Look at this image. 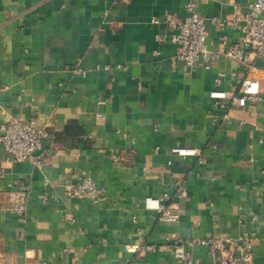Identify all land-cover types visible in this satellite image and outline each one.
<instances>
[{"label": "crops", "instance_id": "0c3cea01", "mask_svg": "<svg viewBox=\"0 0 264 264\" xmlns=\"http://www.w3.org/2000/svg\"><path fill=\"white\" fill-rule=\"evenodd\" d=\"M189 1L0 0V135L10 120H35L53 135L43 141L45 166L10 163L0 144V264H185L172 234H254L251 264H264V59L251 55L249 68L222 56L209 70H189L169 28L152 22L185 19ZM251 2L198 0L211 51L241 36L240 23L213 18L234 21ZM245 79L259 82L257 103L224 109L210 98ZM84 178L105 201L67 196ZM17 190L28 202L24 223L11 209ZM148 197L183 216L161 220ZM134 219L156 252L126 251L140 243ZM184 252L191 264L213 261L204 247Z\"/></svg>", "mask_w": 264, "mask_h": 264}, {"label": "built area", "instance_id": "2783aa9c", "mask_svg": "<svg viewBox=\"0 0 264 264\" xmlns=\"http://www.w3.org/2000/svg\"><path fill=\"white\" fill-rule=\"evenodd\" d=\"M198 0H190L185 10L187 16L177 20L174 15H167L163 20L153 19L155 25L164 24L170 30V41L177 46L176 59L183 62L189 70L199 66L209 70L222 56L233 59L242 65L254 68L251 55L256 60L264 59V0H252L248 5V12L237 11L234 21L213 18L219 21L221 27L236 26L239 23L241 36L235 44L226 45L222 52L209 49L208 45V19L201 16L198 10ZM226 43L224 42L223 45ZM216 86H220L216 81ZM210 98L216 105L224 109L229 107H244L255 104L260 100V86L255 79H245L237 91L228 89H215L210 92ZM0 144L10 163L30 162L36 166L47 165V153L43 151V141L53 139V135L45 130H39L36 121L23 122L10 120L1 126ZM172 152L180 157H202L199 149L175 147ZM180 197L188 199L189 189L183 180L177 183ZM66 194L69 198L91 197L97 202L105 201V191L98 187L91 178H84L71 185ZM23 192L12 193L11 209L20 222H26L28 202ZM146 208L155 210L160 214V219L169 223L178 222L183 216L180 209L173 210L162 204L158 198L148 197L145 201ZM139 244L127 245V252L136 253L141 250L156 252L158 248L144 240L145 230L134 219ZM172 247L176 257L185 264H191L193 257L184 252V247H204L212 257L211 264H251L254 258V234H243L238 237L207 238L202 240H183L176 234L171 235Z\"/></svg>", "mask_w": 264, "mask_h": 264}]
</instances>
